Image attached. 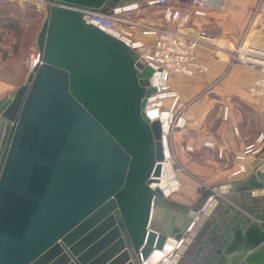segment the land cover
<instances>
[{
  "label": "water",
  "instance_id": "water-1",
  "mask_svg": "<svg viewBox=\"0 0 264 264\" xmlns=\"http://www.w3.org/2000/svg\"><path fill=\"white\" fill-rule=\"evenodd\" d=\"M147 1L44 0L37 62L0 98V264H142L167 238V264H264V144L191 207L150 187L153 69L84 19Z\"/></svg>",
  "mask_w": 264,
  "mask_h": 264
},
{
  "label": "crops",
  "instance_id": "crops-1",
  "mask_svg": "<svg viewBox=\"0 0 264 264\" xmlns=\"http://www.w3.org/2000/svg\"><path fill=\"white\" fill-rule=\"evenodd\" d=\"M169 1L189 8L188 0ZM13 12L12 0H0V17H10ZM201 30L208 37L200 41L198 53L207 71L170 80L182 103L186 104L185 132L190 134L191 140L193 132L200 133L194 144L186 146L189 151L186 159L193 158L198 144L202 147L215 144L220 151L219 158L223 156V159H236L249 147L245 159L251 170L250 164L262 159L257 155L264 144V98L251 99L246 90L259 69L254 65L229 66L228 62L229 55L243 40L264 44V0H226L223 13L212 11L206 19L196 18L182 32L193 37ZM145 40L151 42V39ZM9 92L5 93L4 82L0 80V98ZM225 107L228 108L226 119L223 117Z\"/></svg>",
  "mask_w": 264,
  "mask_h": 264
},
{
  "label": "built area",
  "instance_id": "built-area-1",
  "mask_svg": "<svg viewBox=\"0 0 264 264\" xmlns=\"http://www.w3.org/2000/svg\"><path fill=\"white\" fill-rule=\"evenodd\" d=\"M168 1L149 0L145 3L148 6L158 5L162 7L166 22L163 27H148L129 16L131 12L139 8L140 4L115 8L106 13L86 11L84 19L123 42L153 69L149 84L155 89V92L146 100L143 111L150 121H159L158 117L170 113L172 117L170 129H172L183 127L185 120L180 111L178 115L176 114L180 110V96L171 87V78L194 77L207 71V67L200 61L198 53L200 41L206 39L207 34L201 30L195 36L188 37L183 34L182 30L196 18H208L212 11L223 13L226 0H188L189 8L187 9L176 4H170ZM147 38L151 39L150 43L146 42L145 39ZM228 63L229 66L236 63L257 66L258 73L247 87L246 93L251 99L264 98L263 48L246 45L243 40L229 55ZM152 109H155V116L157 113L159 114L158 117H152L150 114ZM227 113L228 108L225 107L223 110L224 119L227 118ZM162 136L165 157V147L168 146V133L166 139L164 134ZM249 151L250 149L247 147L242 155L236 156V159H245ZM169 159L171 160V154ZM173 164L175 165L174 162ZM240 170L243 171V166L240 167ZM173 176L176 191L179 183L176 181L175 175Z\"/></svg>",
  "mask_w": 264,
  "mask_h": 264
},
{
  "label": "rangeland",
  "instance_id": "rangeland-1",
  "mask_svg": "<svg viewBox=\"0 0 264 264\" xmlns=\"http://www.w3.org/2000/svg\"><path fill=\"white\" fill-rule=\"evenodd\" d=\"M12 1L14 4L12 15L0 17V80L4 82L5 93L14 91L26 82L33 60L37 58L36 36L46 14L44 0ZM129 16L148 27H163L166 24L163 9L158 5L148 6L140 3L139 8L131 12ZM250 40H245L246 45L264 49V44ZM179 104L180 110L176 114L178 115L180 111L185 123L181 128L170 129L167 136L169 154L176 166L174 175L179 186L168 199L191 207L196 204L206 189L216 190L217 186L225 180L244 173L247 159H223V156L219 158V151L215 144L202 147L198 143V146L194 148L193 158L186 159L189 152L186 146L191 142L194 144L195 137L200 133L193 132L194 139L189 138L190 134L185 132L188 122L185 117L186 104L182 103L181 97ZM215 122L213 129L216 128ZM241 166L243 171L240 170Z\"/></svg>",
  "mask_w": 264,
  "mask_h": 264
},
{
  "label": "bare ground",
  "instance_id": "bare-ground-1",
  "mask_svg": "<svg viewBox=\"0 0 264 264\" xmlns=\"http://www.w3.org/2000/svg\"><path fill=\"white\" fill-rule=\"evenodd\" d=\"M37 62L36 60H33V64ZM155 109L150 110V114L153 118L158 117L159 114L155 116L154 114ZM159 122L161 124L162 133L165 136L169 133L170 130V123H171V114L166 113L163 114L161 117H158ZM166 141V140H165ZM166 145V143H165ZM169 149L168 146L165 147V157L164 160L160 164V173L155 180H153L151 184V189H159L163 196L168 198L170 195L173 194V191H175L176 184L174 180V171L176 169V166L173 164V162L169 159ZM181 245L180 241H175L172 238H167L163 248L160 249H153L150 255L147 257L146 260L142 261V264H167L170 261L171 255L173 252L179 249Z\"/></svg>",
  "mask_w": 264,
  "mask_h": 264
}]
</instances>
